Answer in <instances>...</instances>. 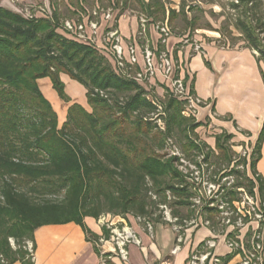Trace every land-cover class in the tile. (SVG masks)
Here are the masks:
<instances>
[{
    "label": "trees",
    "instance_id": "obj_1",
    "mask_svg": "<svg viewBox=\"0 0 264 264\" xmlns=\"http://www.w3.org/2000/svg\"><path fill=\"white\" fill-rule=\"evenodd\" d=\"M227 2V16L246 42L244 48L264 57V0ZM143 6L155 22L151 5ZM192 8L198 9L188 10ZM184 10L181 0L178 12H168V22L184 15ZM157 12L163 20L162 5ZM196 24L194 17L188 29L197 30ZM61 75L86 90L89 109L70 105L59 127L37 82L48 78L58 97L69 102ZM184 105L171 93L157 103L143 85L119 75L103 50L61 31L57 16L28 20L0 5V253L10 264H33L21 248L10 256L7 239H28L34 251L36 229L74 223L96 242L99 238L84 225L85 218L96 220L107 213L146 219L154 214L153 208L167 206L173 211V203L190 206L197 188L181 171L182 161L193 158L199 168L196 159L207 162L215 152L229 165L225 144L232 137L216 136L211 149L195 133L202 123L182 115ZM173 132L183 135L184 141L176 152L165 151ZM263 139L264 122L251 155L252 173ZM204 149L208 155H203ZM255 180L264 201L263 180L260 176ZM247 182L252 194L253 182ZM21 187L30 194L63 193V198L37 203L16 190ZM205 211L206 219L214 217L213 209ZM172 216L176 217L174 211ZM103 236L108 238V232Z\"/></svg>",
    "mask_w": 264,
    "mask_h": 264
},
{
    "label": "crops",
    "instance_id": "obj_2",
    "mask_svg": "<svg viewBox=\"0 0 264 264\" xmlns=\"http://www.w3.org/2000/svg\"><path fill=\"white\" fill-rule=\"evenodd\" d=\"M71 10L77 21H85L89 13L81 0L78 5L71 7ZM165 20H168V13L163 21ZM155 23L150 20L148 35H146L153 48L158 45V35L154 30ZM104 25L106 24L102 23L100 29L105 28ZM114 25L118 29L123 43L134 45L139 53L143 41L138 34L137 15L126 17L117 11ZM181 42L182 39L171 35L166 49L175 60V64L179 66L180 76L188 91L204 102V106L198 109L195 118L198 122L205 119L211 120L216 127L233 135L235 141L245 143L246 149L250 153L254 150L264 122V81L261 67L257 64L253 53L246 48L224 50L210 45L203 46L202 51L196 53L193 46L186 45L187 43L179 48ZM60 80L65 88L66 86L72 88L79 96L77 100L67 105L66 110L72 104L89 109L85 96L86 90L65 75H61ZM37 83L39 89L45 91L43 93L47 101H58L48 78L38 80ZM242 133L246 134V138ZM247 161L251 177L259 175L264 182V139L253 173L249 167V157ZM127 217L131 229L141 240L142 246L130 245L128 247L127 263L121 262L118 257L113 255L108 264H158L159 261L165 259L170 260L171 264H186L201 242L212 237L213 234L212 229L205 227L201 222L197 228H187L180 250L175 255H171L177 237L172 225L166 222L155 223L152 237H150L142 226L136 224L135 218L131 216L132 221L129 216ZM203 219L205 217L200 218L201 221ZM84 225L99 240L104 237L101 227L95 222V219L85 218ZM98 241L89 240L81 227L74 223L43 226L33 233L32 261L33 264H99L102 247L98 245ZM215 251L225 257V263L239 264L238 258L228 255L222 238L217 241ZM15 264L20 263L16 262Z\"/></svg>",
    "mask_w": 264,
    "mask_h": 264
},
{
    "label": "built area",
    "instance_id": "obj_3",
    "mask_svg": "<svg viewBox=\"0 0 264 264\" xmlns=\"http://www.w3.org/2000/svg\"><path fill=\"white\" fill-rule=\"evenodd\" d=\"M19 14L28 20L37 19L36 16L30 14ZM41 14L43 18L48 17L45 9L41 10ZM115 19L116 11L112 7L103 8L97 5L89 11L85 21H76V23L65 21L63 31L81 42L90 43L103 50L111 58L116 72L127 79L142 85L144 81H150L160 75L170 82L171 92L173 94L176 92V96L187 103L185 115L193 116L195 110L199 106H203L204 102L188 91L182 78L175 76L173 59L166 49L167 42L172 35L168 20L154 24L160 49L153 50L149 41L145 40L138 53L134 45L123 43L119 31L114 25ZM137 19L139 37L145 38L150 19L145 15H137ZM102 23L106 25H104L103 34L99 37ZM193 50L200 53L201 49L197 44H194ZM133 69L136 70L134 73ZM255 176L259 175L248 177L253 182L252 194L241 187L227 191L225 187L220 188V186L213 194L215 186L210 185L211 189L208 191L210 197L207 200L206 208L215 211L214 221L216 220L215 224L218 230L214 229L210 220L205 218L201 221L200 215L193 219L180 221L178 217L170 216L168 212H165L163 222L172 225L177 235L176 245L171 255H175L180 250L185 229L197 228L201 222L205 227L212 229V237L201 242L186 264H227L224 261L225 257L215 251L219 238L223 239L228 255L238 258L239 264H264V201L259 196V185ZM199 194L200 190L197 188L196 196L191 199L192 208L201 202ZM160 209L168 210V207L160 206ZM205 209L202 212L206 215ZM136 221L139 224L143 223L144 231L152 237L153 226L145 219L136 218ZM98 222L109 231L108 238L103 237L98 241V245L102 247L99 264H108L113 255L118 257L121 262L127 263L128 247L130 245L142 246L137 234L130 227L118 228L113 221L110 222L104 218H99ZM24 249L33 260L32 242H25ZM0 264H4L3 257H0ZM158 264H171V262L165 259L159 261Z\"/></svg>",
    "mask_w": 264,
    "mask_h": 264
},
{
    "label": "rangeland",
    "instance_id": "obj_4",
    "mask_svg": "<svg viewBox=\"0 0 264 264\" xmlns=\"http://www.w3.org/2000/svg\"><path fill=\"white\" fill-rule=\"evenodd\" d=\"M81 1L88 11L92 10L94 5L98 4L100 7L103 8L112 7L114 11L116 12L120 11L122 15L126 17H131L135 15H145L149 17L146 11L144 10L143 4L144 5L150 4L151 12L153 13L152 18L156 23L162 22L164 20V19L162 20L161 14L157 12L160 10L161 5L164 7V10H166V14H167L170 10H175L176 12H178L179 5L181 2V0H142V1L141 0H81ZM78 3L79 0H0V5L2 7L10 9L16 13H21L23 15L30 14L32 16H36V18H43L41 14V10L45 9L48 15L47 19H52L54 15L59 18V27L61 31L64 30L63 25L65 21L68 20V21H72L73 23H76L77 20L76 17H74V12H72L71 7H75L76 5H78ZM227 3H228L227 0H184V4H185L184 15L179 14L178 17L175 18L171 23L168 22L171 28L172 36L177 39H182V42L179 44L178 47L180 48L181 46H184L185 42H187L186 45L194 46V44H197L201 49L200 52L202 51V47L206 45H210L211 47L224 49V50L243 49L246 46V42L242 39L241 35L233 28L232 18L227 16L229 14ZM189 6L198 7L197 9L198 11L195 8H192V10H188ZM194 17H196L197 19L196 25L199 28L197 30L191 31L188 29L187 23ZM103 30L104 28H101L99 37L101 34H103ZM146 35H148V26H147ZM146 35L145 38H141L143 43L145 40L149 39L147 38ZM261 38L263 39L261 49L264 50V34H261ZM149 44L153 50L160 49L159 45H157L156 48L155 47L153 48L150 41ZM250 51L253 53L255 59L260 60L259 65L261 67L262 73L264 74V57L261 56L259 51H255V50H250ZM109 60L111 61V58H109ZM174 61L175 60H173V64L175 66V76L182 78L180 76L181 70L179 66L175 64ZM135 71L136 70L133 69L132 72L134 73ZM142 85L146 88V90L149 91V93L153 96V98H155V101L157 103H162L165 96H167L168 93H171L173 97L177 98L178 101H184L183 99L178 98L176 96L177 94L176 92L175 94L171 92L170 82L163 79L160 75H157V77L153 78L150 81H144ZM40 91L44 96L45 91H42L41 88ZM64 92L69 102L62 101L57 94H56L58 99L57 102L48 101L57 115L59 127L66 119L67 105L70 104L72 101L77 100L79 97L75 93V91L72 88H69L68 86H66V88L64 86ZM203 106H199L195 110L193 114L194 117H196L198 109ZM186 110H187V103H185L184 105V111L182 112V115L188 117L185 115ZM195 120L197 121V118H195ZM201 123L202 126L196 129L195 133L198 139L204 142L211 149H214V138L216 136L222 137L224 135H230L232 137L225 144V147L227 148L228 151L227 155L230 160V163L228 165V163L223 159H221L215 152L212 155L211 154L208 155L209 151L207 149L203 150V155H208L207 162H203L201 158L196 159V162L200 164L199 168H197L191 162L194 160L193 158H190L189 160L184 159L183 166L180 167V169L185 175H188L189 183L193 184L196 188L200 190L199 196L201 198L200 199L201 202L198 205H195L194 208H192L193 202L191 200L189 202L190 206H178L173 203L172 209L174 213H176V217H178L180 221L189 220L191 218L193 219L194 217H197V215H200L201 218L205 217V214L202 211L206 208L207 200L210 197L208 194V191L211 189L210 185L215 186V189L212 191L213 194L215 193V191H217V188L219 186L220 188L225 187L227 191H230L231 189H236L237 187L244 188L246 192H248L247 189H249L248 187L249 184L247 182V179H249L248 177H251V173H249L250 171L248 172L247 160L249 157L250 162L252 161L251 155L253 153V150L250 151L249 153L248 150L246 149L247 147L245 143L235 141L233 139V135L228 134L226 131L216 127L211 120L205 119L201 121ZM244 136L246 138V134ZM171 138H172L171 139L172 142L169 143L168 148H166L165 151L167 150V151L176 152V150L180 148L182 142L184 141L183 135L173 132ZM191 138L195 139L193 136H191ZM231 170L233 171L230 172ZM0 188H1V181H0ZM16 190L18 192L29 194V197L37 203L43 202L45 200L60 201L63 198V193H55L51 195L48 194L39 195L37 193L30 194L29 190L25 187L17 188ZM153 210H154V214L150 217H146L145 219L152 226L157 222H163L162 219L165 216V212H168L170 216H172L173 213V211L169 208L168 210L160 209L159 211H156L155 208H153ZM127 216H129L130 219L133 221V219L131 218L132 215H127ZM127 216L123 218L122 216H118V215L116 216L113 214L102 213L99 217L104 218L105 220H108L110 222L113 221L118 228H121L122 226L130 227L131 224L130 221L127 220L128 218ZM214 217L209 218L208 220H210L211 224L214 226V229L218 230V228H216L217 227L215 224L216 220L214 221ZM95 222L101 227L102 232L107 231L109 235V231L107 230V228L99 224L98 219H96ZM135 222L136 224L142 227L144 226L142 225L143 223L139 224L136 221V218H135ZM155 231L157 234L158 232L157 228L155 229ZM27 241L30 240L24 239L22 241L20 240L18 241V239L12 237L8 238L7 243L5 244V249L7 251H10L11 253L10 256H12V254L17 250H19L20 248L25 250L24 246H25V242ZM0 257H3L4 264H10L9 259L5 258V256L2 253H0Z\"/></svg>",
    "mask_w": 264,
    "mask_h": 264
}]
</instances>
